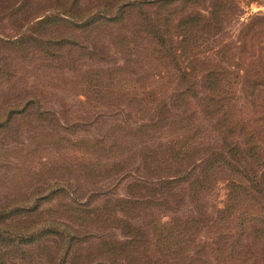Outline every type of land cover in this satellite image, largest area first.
Segmentation results:
<instances>
[{
    "label": "rangeland",
    "instance_id": "374dc122",
    "mask_svg": "<svg viewBox=\"0 0 264 264\" xmlns=\"http://www.w3.org/2000/svg\"><path fill=\"white\" fill-rule=\"evenodd\" d=\"M64 1L28 0L23 3L22 0H0V65L7 67L4 72H12L0 77V118H5L3 113L10 107H28L27 113L18 114L8 128L0 127V203L21 193H34L35 196L37 191L62 185L64 188H59V196L43 202L42 208H53L51 212L58 220L77 228L80 225L68 218V215L76 214L71 210L73 207L68 210L65 205L57 206L62 205L60 203L70 206L74 202L83 203L85 205L81 207L85 211H81L80 216L97 212L90 216L96 221L87 222L84 227L118 242H123L127 236L114 224L113 218L119 216L129 220L135 227L147 231L143 238L145 253L154 264L162 256L149 242L152 230L149 221L166 223L175 215L196 212L187 184L160 186L159 179L166 174L156 172L152 166L149 168L155 173L150 172L142 159V154L149 149H157L178 136L176 128L179 125L172 126L178 114L183 115L177 107L183 102H177L176 106V101H172L173 92L178 88L177 73L149 56L147 42L141 38L143 35L138 34L131 40L133 24L141 22L137 20L135 10L127 11L130 15L115 25L108 23L80 28L62 22L55 28L54 35L71 40L56 51L53 60L32 47L27 51V57H16L13 53L16 51L2 41L20 32L48 37L47 28H35L34 18L59 14L70 21L71 17L59 12L66 5ZM118 1L121 0H79L78 6L83 12L99 9L107 13L111 4ZM235 2V9L223 15L225 18L216 31L218 33L205 35L206 38H200V35L193 49L202 57L208 55L214 63L218 62L226 69L225 84L233 92L231 104L234 112L239 114L246 102L237 81L238 71L222 61L216 52L220 44L237 40L240 29L253 13L264 12V0ZM104 5H108L107 8ZM148 8L143 6L144 11L152 15ZM197 8L206 12L200 6ZM75 20L78 22L80 18L75 17ZM119 35L130 40L125 42V38ZM187 102L184 106L188 108L186 114L191 123L188 131L191 130L194 136V144L198 147L220 144L221 138L213 128V120L203 114L196 100L188 99ZM154 112V125L135 136L137 131L133 129H139ZM58 136H61L59 140ZM67 138L102 141L105 148L95 154L89 153L71 146ZM229 176V171L225 170L215 173L208 187L196 198L207 213L213 215L216 209L225 205L226 178ZM120 198H133L144 203L131 208L132 213L126 216L115 208ZM204 234L198 235V243H209ZM49 246L53 251V244ZM80 246L77 245L76 250ZM89 246H82L78 253L85 256L87 249L95 251ZM73 253L77 256L76 251ZM34 258L47 264L44 256ZM69 258L70 264L87 263L83 257L81 261L76 257ZM169 260L168 264H171ZM90 264L125 262L122 258L114 261L100 258Z\"/></svg>",
    "mask_w": 264,
    "mask_h": 264
},
{
    "label": "trees",
    "instance_id": "16d2710c",
    "mask_svg": "<svg viewBox=\"0 0 264 264\" xmlns=\"http://www.w3.org/2000/svg\"><path fill=\"white\" fill-rule=\"evenodd\" d=\"M27 1L22 0L23 3ZM235 1L132 0L123 3L121 0L112 3L110 10L104 13L99 9L83 12L78 6L79 0H65L66 5L59 12L71 17L70 21L59 14L34 18L35 28H47L48 37L20 32L2 40L16 51L13 52L16 57H27V51L32 47L53 60L56 51L71 40L54 35L55 28L62 22L80 28L108 23L115 25L130 15L127 11L138 13L137 20L141 22L133 24L131 40L138 34L143 35L141 38L147 42L149 56L176 71L178 88L173 92L172 101H176V106L177 102H183L182 106H177L183 115L178 114V119L172 123V126L179 125L176 128L178 136L157 149H149L142 154V159L150 172H154L149 168L152 166L156 172L166 174L159 179L160 186L187 184L196 205L195 214L175 215L166 223L149 221L152 229L149 242L162 256L154 264H168V259L171 264H264V12L253 13L240 29L237 40L220 44L216 52L222 61L238 71L237 81L246 102L242 113L234 112L231 104L233 92L225 84L226 69L218 62L214 63L208 55L202 57L193 49L200 35V38H206L205 35L218 33L216 31L225 18L223 15L235 9ZM143 6L149 7L152 15H148ZM75 17L80 20L76 22ZM119 36L125 38V42L130 40L127 36ZM5 68L0 65V77L12 74L4 72ZM188 99L196 100L203 114L213 120V128L221 138L220 144L212 147L194 144V136L191 130L188 131L191 124L186 114L188 108L184 106ZM27 109L8 108L3 113L5 118H0V127L8 128V124L18 114L27 113ZM36 112L40 113L39 110ZM155 119L154 112L139 129H133L137 131L134 135L152 127ZM60 138L58 136V140ZM67 140L71 146L93 154L105 148L98 140ZM224 170L230 173L226 178L227 200L212 215L199 206L196 198L208 187L215 173ZM59 188L64 186L37 191L35 196L34 193H21L0 203V264L34 261L44 264L36 261L34 257L38 255L46 257L47 264H70L69 257H76L77 261L83 257L86 264L100 258L105 261L122 258L125 264H151L143 240L147 231L135 227L131 221L114 216V224L127 236L126 240L118 242L84 227L87 222L96 221L90 216L97 212L80 216V212L85 211L81 207L85 205L83 203L74 202L72 206L60 203L62 205L57 206L65 205L68 210L73 207L71 210L76 214L68 215V218L80 225L77 228L58 220L51 212L53 208H42L43 202L59 196ZM143 203L133 198H120L115 208L128 216L132 213L131 208ZM202 232L209 238V243L197 242ZM51 243L53 251L49 246ZM89 244L88 248L97 254L88 249L85 256L78 253L82 246ZM77 245L81 246L76 250Z\"/></svg>",
    "mask_w": 264,
    "mask_h": 264
}]
</instances>
